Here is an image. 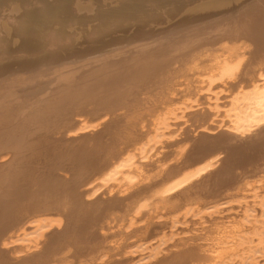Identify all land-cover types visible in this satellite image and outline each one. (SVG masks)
I'll list each match as a JSON object with an SVG mask.
<instances>
[{"label":"bare ground","instance_id":"1","mask_svg":"<svg viewBox=\"0 0 264 264\" xmlns=\"http://www.w3.org/2000/svg\"><path fill=\"white\" fill-rule=\"evenodd\" d=\"M83 1L0 0V264H264V0Z\"/></svg>","mask_w":264,"mask_h":264},{"label":"rangeland","instance_id":"2","mask_svg":"<svg viewBox=\"0 0 264 264\" xmlns=\"http://www.w3.org/2000/svg\"><path fill=\"white\" fill-rule=\"evenodd\" d=\"M82 3H83V4H85V3H86V4H90V1L88 2V0H85V2L83 1ZM189 8H190V7H188V9L186 8V10H189ZM16 56H18V55H16ZM229 213H233V212H227V213H224V214L226 215V214H229ZM208 226H209V224H208ZM187 227H190V228H191L190 231H189V228H187ZM193 227L195 228L196 226H194V225H192V224H188V226H183L182 228L187 229L188 232L184 229L185 232L182 233L181 236H182V235H183V236H185V235L188 236V235L191 234V233L193 234V231H192ZM180 228H181V227H180ZM180 231H183V229H180ZM189 232H190V233H189ZM197 233H199V232H197ZM194 234H196V232H194ZM187 236H186V237H187ZM186 237H184V238H186ZM188 237H189V236H188ZM188 237H187V238H188ZM190 237H192V235H191ZM190 237H189V238H190ZM171 249H172V250H171ZM168 250H169V251H168ZM174 250H175V251H174ZM176 250H179V249H178V248H177V249H176V248L174 249L173 247H172V248L170 247L169 249H167V252H168V253H166V254L169 255V254L172 253V252H176ZM171 251H172V252H171Z\"/></svg>","mask_w":264,"mask_h":264}]
</instances>
